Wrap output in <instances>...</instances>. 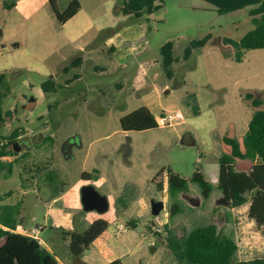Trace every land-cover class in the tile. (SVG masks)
<instances>
[{"label": "rangeland", "instance_id": "obj_1", "mask_svg": "<svg viewBox=\"0 0 264 264\" xmlns=\"http://www.w3.org/2000/svg\"><path fill=\"white\" fill-rule=\"evenodd\" d=\"M72 1L59 0L58 11L63 13ZM78 1L80 12L68 26H60L49 0H0V73H5L0 87V136L22 128L27 134L21 138L19 154L31 152L24 160L18 157L12 177L0 175V196L13 194L6 203L24 201L27 232L51 223L56 208L51 207L48 187L35 180L25 188L20 177H28L22 173L24 164L51 161L69 186L81 189L91 184L107 197L109 209L99 215L110 221V231L118 238L123 239V234L117 233L113 220L139 218L135 234L110 244L120 255L126 254L124 264H173L164 230L169 201L166 190L158 189V184L163 188L166 184L157 174L170 167L189 179L201 167L207 180L216 185L218 158L229 152L222 138L236 137L242 142L253 112L246 94L262 97L264 92V49L248 51L237 63L234 50L222 46L219 39L239 40L253 29L249 13L254 5H246V0H160L158 11L135 19L123 12L124 0ZM5 4L15 6L6 8ZM242 4L246 6L241 8ZM80 28L86 29L84 36L73 40ZM209 34V43L179 64L169 81L162 68L161 47L173 42L174 55L181 58L191 41ZM10 41L22 47L13 51ZM3 45L11 51L4 52ZM77 55L84 57L82 68L64 75V67ZM75 75L80 78L66 85ZM49 76L55 77L59 89L46 96L41 84ZM189 94L197 97V116L184 104ZM33 100L37 107L31 110L30 106L29 111L26 106ZM144 105L152 106L157 122L178 111L183 119L172 126L125 132L123 119ZM5 117L14 118L13 123L4 121ZM74 135L80 137L78 145H67ZM45 137H51L53 144L45 145ZM249 169L250 163H237V170ZM84 172L97 179L82 181ZM132 184L139 188L138 198L125 213H119L115 199ZM182 199L192 209L174 219L171 229L175 233L182 235L194 225L213 223L234 234L240 260L264 256V229H257L248 218L249 204L231 209L216 189L204 201L193 185ZM153 201L164 204L159 216L152 214Z\"/></svg>", "mask_w": 264, "mask_h": 264}, {"label": "trees", "instance_id": "obj_2", "mask_svg": "<svg viewBox=\"0 0 264 264\" xmlns=\"http://www.w3.org/2000/svg\"><path fill=\"white\" fill-rule=\"evenodd\" d=\"M58 1L49 0L59 25L63 26L80 12L82 6L78 0H74L70 2L63 13H60L57 9ZM158 1L160 0H124L123 12L135 19H140L158 11L161 8V5L156 4ZM14 6L15 4H5L6 8ZM249 14L253 29L239 40L227 37L219 39L222 46L231 47L234 50V61L237 63L243 61L248 51L264 49V0L257 2ZM211 39L212 36L209 34L201 39L191 41L181 58L175 57L173 42L164 44L160 49V55L166 78L169 81L173 80L176 75V67L189 61L194 52L204 48ZM114 50L112 48L110 52L112 53ZM83 63L84 57L77 55L64 67L62 73L68 75L74 70L81 69ZM79 78V75H75L66 80L65 84H72ZM4 81L5 73H0V87L4 85ZM41 88L44 95L48 96L56 94L59 85L54 76H49L42 82ZM262 94V97H255L253 93L246 94L245 99L250 102L253 112L242 142L236 137L224 136L222 138L224 145L229 148V152H223L218 158L220 171L216 185L207 180L201 167L197 168L189 179L173 172L170 167L163 168L157 174V177L162 178L166 184V188L158 184V189L159 191L165 189L168 196L169 222L165 224L164 230L173 264H264V256L252 260H240L234 234L224 232L213 223L194 225L182 235L171 229L176 217L192 209L182 199L183 194L189 193L190 185L196 188L204 201L209 200L216 189L229 203L228 206L231 209L249 204L248 218L255 223L257 229H264V92ZM184 104L191 108L195 116L199 115L200 108L194 94L187 95ZM6 115H11V112H7ZM158 128L157 123L146 113L135 116L123 126L125 132H140ZM26 134L22 128H16L8 136H0V144L4 143L3 146L0 145V158L16 157L13 162L0 160V175L5 179L13 176L15 165L20 162L18 157L24 160L31 155L29 151L22 154L14 151V145ZM43 143L51 145L53 139L45 137ZM240 161L250 163L249 171L237 170V163ZM22 171L28 175V177L20 176L25 188L32 187V182L38 180L48 187L51 199L59 198L70 187L58 177V172L52 167L51 161H43L34 166L24 164ZM94 173L99 175L98 171ZM94 179L97 177L86 172L81 176V180L85 182ZM12 195L9 193L0 196V264H59L57 256L48 251L33 236L18 232V229L24 226L22 214L24 201L6 203L7 199L12 198ZM138 195L139 188L136 185H127L115 199L116 211L125 213L130 204L138 198ZM139 224L140 220L136 217L126 221V226L134 232L138 230ZM109 227L110 222L107 219L98 218L82 230L52 227L50 236L67 244L73 264H83L85 253ZM148 229L152 230L151 227ZM157 235L161 234L157 233ZM109 264L123 263L121 260H114Z\"/></svg>", "mask_w": 264, "mask_h": 264}, {"label": "crops", "instance_id": "obj_3", "mask_svg": "<svg viewBox=\"0 0 264 264\" xmlns=\"http://www.w3.org/2000/svg\"><path fill=\"white\" fill-rule=\"evenodd\" d=\"M259 1L260 0H246L247 2L246 5L252 4L255 6V4ZM246 5L242 4L241 8H244L243 6H246ZM70 21L66 23L67 26L69 25V23H71ZM80 29L77 32L75 31V36L73 37V40L84 36L86 29H83V30L82 29L80 30ZM10 46L13 49V51H18L22 47L18 41H10ZM2 48L4 52L8 53L11 51L10 48L7 47L6 45H3ZM155 92L157 95H159V92L157 90ZM165 92L168 93L169 91L166 90ZM145 101H148V99ZM37 104L38 102L33 100L26 106V109L31 106L32 108L31 110H33L34 108L37 107ZM142 108L143 109H141L139 112L125 117L123 119L124 123H127L128 121L133 119L135 116L145 114V113L148 114L157 123V120L154 119V115L152 114V106L144 105ZM15 113H18L17 109H15ZM158 114L160 115L162 113H158ZM58 203H60V206L56 205ZM50 204L52 208L54 207L56 208V212L53 215V221L51 223L48 222V224H43L41 226L37 225V227L34 230L39 231L40 237H42L46 242V245L44 247L48 251H50L51 253L57 256L58 262L59 260H61L60 258H62V260L66 261L67 264H73L71 253L68 249L67 244L63 242H59L55 240L54 238H52L50 236V228L56 227V228H63L65 230H82L89 224H92L94 220L100 218V215L96 212L87 213L86 216L82 214L80 215V213L83 212V206L81 203L80 188L76 184L71 185L69 189L59 198L51 199ZM80 220L82 221V224ZM126 221H127L126 219H122V218H119V220L112 221L113 227L115 228L117 233L120 232L123 234V239L118 238L114 231H110V227H109L108 230L93 243L90 250L85 253L83 260H82L83 264H101L102 262H103L102 264H109L110 262L114 260H121L122 263L124 264L123 258L126 254L124 253L120 255L119 252L116 250L118 248H116V246L112 247L110 244L111 242H114V244L116 245L117 240H118L117 242L119 243L125 240V238L127 237V234L121 231L120 226L126 225ZM18 232L30 234L32 231L29 233L25 230L24 227H20L18 229ZM129 233L132 234V231L129 230ZM49 239H51V242H49ZM60 245L65 247L66 250H63L60 247ZM60 252L62 254H60Z\"/></svg>", "mask_w": 264, "mask_h": 264}, {"label": "water", "instance_id": "obj_4", "mask_svg": "<svg viewBox=\"0 0 264 264\" xmlns=\"http://www.w3.org/2000/svg\"><path fill=\"white\" fill-rule=\"evenodd\" d=\"M27 110L29 109L27 108ZM79 139H80L79 135H74L71 138H69L66 143L68 144L71 141H74L78 145ZM21 142L22 140H20L14 145V151L17 153H19L23 147ZM30 145H31V139L29 141L28 146ZM63 151L65 152L64 149ZM65 156L67 157L66 152H65ZM239 171H244V170H239ZM80 195H81V203L83 206V211L85 213L96 212L98 214H103L109 209V201L107 197L101 195L96 190V188L91 184H86L82 186L80 189ZM224 204L229 205V203L225 199H224ZM163 209H164V204L162 202H157V201L152 202L151 211L154 216H159ZM132 234H135V232L132 231Z\"/></svg>", "mask_w": 264, "mask_h": 264}, {"label": "built area", "instance_id": "obj_5", "mask_svg": "<svg viewBox=\"0 0 264 264\" xmlns=\"http://www.w3.org/2000/svg\"><path fill=\"white\" fill-rule=\"evenodd\" d=\"M0 48H1V46H0ZM182 119H183V116H182L181 112L178 111L174 115H163L162 117L159 118V121L157 122V125L160 126V127H164L165 124H167V126H172L175 123V121H179V120H182ZM0 121H2L1 117H0ZM4 121H7L9 123H13L14 118L5 117ZM0 145L3 146L4 143L1 142ZM6 159H7L6 157L0 158V160H3V161H6ZM120 229H121V231H123L126 234L129 233V230H128L129 228L126 225H121ZM31 236H33L36 240H38V242L42 246L46 245L45 240L42 237H40L38 230L32 231L31 232ZM59 264H63V263L60 262V260H59Z\"/></svg>", "mask_w": 264, "mask_h": 264}, {"label": "flooded vegetation", "instance_id": "obj_6", "mask_svg": "<svg viewBox=\"0 0 264 264\" xmlns=\"http://www.w3.org/2000/svg\"><path fill=\"white\" fill-rule=\"evenodd\" d=\"M73 143H75L74 141H71L70 143H68L67 145H72Z\"/></svg>", "mask_w": 264, "mask_h": 264}]
</instances>
